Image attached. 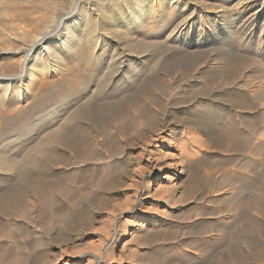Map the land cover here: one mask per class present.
<instances>
[{
  "label": "rangeland",
  "instance_id": "1",
  "mask_svg": "<svg viewBox=\"0 0 264 264\" xmlns=\"http://www.w3.org/2000/svg\"><path fill=\"white\" fill-rule=\"evenodd\" d=\"M78 1L0 0V75ZM82 1L75 46L59 55V33L25 99L0 95V264H264V102L246 91L261 81L264 12L241 44L260 2L241 18L244 0H163L133 23L147 0ZM187 18L182 40L158 37ZM206 100L243 112L240 139L195 112Z\"/></svg>",
  "mask_w": 264,
  "mask_h": 264
},
{
  "label": "bare ground",
  "instance_id": "2",
  "mask_svg": "<svg viewBox=\"0 0 264 264\" xmlns=\"http://www.w3.org/2000/svg\"><path fill=\"white\" fill-rule=\"evenodd\" d=\"M163 0H147L145 1V3H143L142 5H139L136 7V10L133 11V16H132V21L133 23H140L144 17H146V13L152 11V10H157L158 7H161L160 4H158L159 2L161 3ZM85 2V1H84ZM134 2V1H133ZM254 2H260V9L258 12L250 15L247 19H245L243 21V34H247V38L246 36L242 39L241 41V44L242 45H246L248 44L250 41H249V38H250V35L252 36L253 32L257 29V21H258V18H259V15L261 13L264 12V0H244L242 1L239 6H236L238 7L235 12H234V15L236 14V16H239V17H244V16H247L250 14V10H251V4L254 3ZM75 8L72 9V11L70 13H68L65 18L55 27H50L49 30L43 34V35H40L39 37L36 38L35 40V44L34 46L29 49L25 54L24 56L22 57V60L20 62V70L18 72L17 75H0V95L3 96H10L12 95L13 98H18L20 100H24L25 97L30 93V90L32 87H34L36 84H38V81L39 79L41 78L40 76H45L44 74L45 73H48L47 71L51 70L52 67V63L50 64V61L52 59V57H54L55 55V51L51 50V47L49 46L51 42H54L53 38L58 35L59 33H61V39L59 40L60 42V47L58 48V54L59 55H62V53L64 52H67L68 49L70 48H73L75 46V44L72 42L74 40L71 39V36H73L74 34H71V33H75L79 27V25H82L83 23V15L81 14V11L83 9V1L82 0H79L77 3H75ZM173 4V3H172ZM237 5V4H236ZM259 5V4H258ZM235 9V8H234ZM231 10V9H230ZM233 10V9H232ZM228 11V9L226 10ZM132 13V12H131ZM226 13V12H224ZM228 13V12H227ZM232 13V11H231ZM230 13V14H231ZM224 17H225V14H223ZM229 15V14H228ZM227 15V16H228ZM232 15V14H231ZM229 17V16H228ZM190 18V17H188ZM187 18V19H188ZM192 18V17H191ZM227 18V17H226ZM231 18V17H230ZM234 18V17H233ZM232 18V19H233ZM237 18V17H236ZM112 19V18H111ZM238 19V18H237ZM68 21L69 23L68 24H65V22ZM264 25V24H263ZM71 26V28H70ZM73 26V27H72ZM191 29V21L190 19L182 22L180 25L174 27L171 31L170 30H167V31H163V32H160L159 33V36L158 37H161V39H163V42H170V41H176V40H179L182 38H184V36L187 34L188 30ZM242 32V31H241ZM264 32V27H262L261 29V33ZM232 34V33H231ZM234 36V35H233ZM261 36V34H260ZM241 38H242V35H241ZM75 39V38H74ZM155 40V39H154ZM105 41V40H104ZM237 41V40H236ZM154 42V41H153ZM152 42V43H153ZM157 42V41H155ZM159 42V41H158ZM228 42V41H227ZM222 43V42H221ZM169 44V43H168ZM172 44V43H171ZM234 44V43H233ZM160 45V43H159ZM158 45V46H159ZM165 45V44H164ZM240 45V44H239ZM251 45V44H250ZM162 46V45H161ZM230 46V45H229ZM233 47V46H232ZM246 47V46H245ZM259 49H260V46H258ZM40 48L39 51H37V49ZM183 48V46H182ZM236 48V47H234ZM233 48V50H234ZM257 47H255L256 49ZM57 49V48H56ZM55 49V50H56ZM242 49V48H241ZM240 49V50H241ZM245 49V48H244ZM253 49V48H251ZM258 49V50H259ZM182 50V49H181ZM232 50V49H231ZM257 50V51H258ZM70 51V50H69ZM216 51H218L216 49ZM256 51V52H257ZM183 52V51H182ZM245 52V51H244ZM248 52V51H247ZM192 53V52H191ZM195 53V52H194ZM200 53V52H199ZM214 53V52H213ZM220 53V51L218 52ZM239 53V52H238ZM255 53V52H254ZM189 54V53H187ZM241 54V53H239ZM257 54V53H256ZM181 55H183L181 53ZM213 55V54H212ZM221 55V54H219ZM230 55V54H229ZM234 55V54H233ZM57 56V55H56ZM192 56V55H191ZM222 56V55H221ZM59 58V56H57ZM184 57V56H183ZM238 57V56H237ZM235 57V59L237 58ZM243 57V56H242ZM247 57V55H246ZM258 57V56H257ZM61 58V57H60ZM209 58V57H208ZM222 58V57H220ZM224 58V56H223ZM222 58V59H223ZM216 59H219L218 57ZM241 59V58H240ZM263 59V58H262ZM55 60V58H54ZM58 61V59H56ZM60 60V59H59ZM63 60V59H62ZM190 60V59H189ZM250 60V59H249ZM212 61V60H211ZM221 61V60H220ZM225 61H228L226 63H228L229 65L231 64L229 58H226ZM241 61V60H240ZM264 61V60H263ZM53 62V61H52ZM62 62V61H61ZM60 62V63H61ZM213 62H216V61H213ZM261 62V61H259ZM56 63V62H55ZM209 63V62H208ZM207 63V64H208ZM212 63V62H211ZM217 63H220L217 61ZM216 63V64H217ZM222 63V62H221ZM220 63V64H221ZM59 63H57L58 65ZM119 64V63H118ZM182 64V63H181ZM184 64V63H183ZM225 64V63H223ZM245 64V63H244ZM250 64V63H249ZM247 64V65H249ZM253 64V63H252ZM60 65V64H59ZM160 65V64H159ZM239 65V64H238ZM237 65V66H238ZM243 65V64H242ZM241 65V66H242ZM251 65V64H250ZM209 66V65H208ZM207 66V67H208ZM212 66V64H211ZM219 66V65H218ZM227 66V64H226ZM231 66V65H230ZM252 66V65H251ZM249 66V67H251ZM254 66V65H253ZM57 67V66H56ZM112 67V66H111ZM135 67V66H134ZM210 67V66H209ZM232 67V66H231ZM55 68V67H54ZM116 68V67H115ZM212 68V67H211ZM215 68V67H214ZM239 68V67H238ZM248 68V67H247ZM254 68V67H253ZM261 71V81H256V83L254 84H250L248 87V89L246 90L248 93L250 94H260V99L261 101L264 102V62L261 64V66L259 67ZM136 69V68H135ZM209 69V68H208ZM234 69V67L232 68ZM240 69V68H239ZM57 70V68H56ZM218 70V69H217ZM225 70V69H223ZM244 70V69H243ZM249 70V69H248ZM252 70V69H251ZM256 70V69H255ZM259 70V69H258ZM259 70V71H260ZM54 71V69H53ZM214 70H211L212 73ZM219 71V70H218ZM233 71V70H232ZM239 71V70H238ZM242 71V70H241ZM246 71V70H245ZM55 72V71H54ZM216 72V70H215ZM236 70H234V72L232 73H235ZM240 72V71H239ZM238 72V73H239ZM243 72V71H242ZM247 72V71H246ZM58 73V72H57ZM217 73V72H216ZM230 73V72H229ZM248 73V72H247ZM252 73V72H251ZM256 73V72H255ZM258 73V72H257ZM237 74V73H236ZM241 74V73H240ZM246 74V73H245ZM229 75V74H228ZM211 76V75H210ZM230 76V75H229ZM228 76V77H229ZM249 76V75H248ZM253 76V75H252ZM110 77V76H109ZM115 78V76H113ZM209 77V76H208ZM225 77V76H224ZM227 77V76H226ZM255 77V76H254ZM45 78V77H44ZM112 78V77H111ZM113 78V79H114ZM242 78V77H241ZM245 78V77H244ZM113 79H110L112 80V82L110 81L109 83V86L107 85V88L105 89L107 93H110L112 95V97L110 98V101L108 98H104L103 100V104L106 105V106H117L118 105V94L116 95L115 93L118 91V88L116 86H112L113 84ZM249 79V77H248ZM252 79V78H250ZM254 79V78H253ZM258 79V78H256ZM107 80V78H106ZM227 80V79H225ZM247 80V79H245ZM41 81V80H40ZM109 81V80H108ZM108 81L106 83H108ZM229 81V80H228ZM232 81V80H230ZM237 81V80H236ZM243 81V80H242ZM251 81V80H249ZM253 81V80H252ZM50 82V81H49ZM226 82V81H225ZM239 82V81H238ZM241 82V81H240ZM242 83V82H241ZM247 84V82H246ZM106 85V84H105ZM230 85V84H229ZM235 85V84H234ZM245 85V84H244ZM120 86V85H119ZM14 87V88H13ZM104 87V86H103ZM40 88V87H39ZM246 88V87H245ZM102 89V88H101ZM230 89V88H229ZM238 89V88H237ZM122 90V89H121ZM126 90V89H125ZM129 90V89H128ZM127 91V90H126ZM130 91V90H129ZM10 92V94H9ZM32 92V91H31ZM130 93V92H129ZM154 93V91H153ZM156 93V92H155ZM162 93V92H161ZM249 94V96H250ZM155 95V94H154ZM157 95V94H156ZM108 96V94H107ZM123 96V95H122ZM160 96V95H159ZM236 96V94H235ZM239 96V95H238ZM257 96V95H256ZM1 97V96H0ZM1 97V98H2ZM103 97V96H102ZM146 97V96H145ZM234 97V96H233ZM237 97V96H236ZM162 98V97H161ZM242 98V97H241ZM244 98V97H243ZM250 98V97H249ZM247 98V99H249ZM6 98H4V101H5ZM8 99V98H7ZM145 99V98H144ZM232 99V97H231ZM236 99V98H235ZM140 100V99H139ZM148 100V99H147ZM161 100V99H159ZM234 100V99H233ZM252 100V99H251ZM256 100V99H255ZM143 101V100H142ZM6 102V101H5ZM136 102V100L134 101ZM140 102V101H139ZM235 102V101H233ZM244 102V101H243ZM247 101H245L246 103ZM250 102V101H249ZM262 102V103H263ZM228 104V103H227ZM238 104V103H237ZM240 104V103H239ZM247 104V103H246ZM255 104V103H254ZM257 104V103H256ZM252 105V104H251ZM21 106V104L19 105ZM247 106H249V104H247ZM245 106V107H247ZM253 106V105H252ZM256 107H259L256 105ZM240 108V107H239ZM193 109V108H192ZM15 110V109H14ZM11 112V111H10ZM195 112L196 113H200L201 116L205 117L207 119L206 123H208L207 125H209V128L211 129V127L214 125H218L217 122H220L222 120H225V125H226V128H227V131H229L231 137L232 136H237L239 134H241L242 132V126L245 124L244 123V117H243V112L242 113H239L237 111L234 110V108L232 106H226L224 104H221V103H217V102H214L213 101H209V100H206L204 101L201 105H199L198 107L195 108ZM257 112V111H256ZM255 112V113H256ZM15 113V112H14ZM195 114V113H194ZM243 114V115H242ZM257 114V113H256ZM260 114V113H259ZM69 115V114H68ZM100 115V114H99ZM103 115V114H102ZM198 115V114H197ZM263 115V114H262ZM97 116V115H96ZM120 116V115H119ZM245 116V115H244ZM261 116V115H260ZM194 117V116H193ZM200 117V116H199ZM247 117V116H246ZM259 118V117H258ZM262 118V116H261ZM63 119V118H62ZM119 120V119H118ZM249 120V119H248ZM246 120V122H250ZM59 121V120H58ZM73 125L74 123L77 124V120L76 121H72ZM71 123V124H72ZM122 123V122H121ZM125 123V122H124ZM260 123V122H259ZM258 123V124H259ZM79 124V123H78ZM264 125V124H262ZM224 126V124H223ZM222 126V127H223ZM217 127V126H216ZM264 127V126H263ZM262 127V128H263ZM56 128V127H55ZM220 128V127H219ZM245 128V127H244ZM52 129V128H51ZM80 130V129H79ZM220 130V129H219ZM72 131L71 128L70 130H68L67 128L66 129H62L61 130V134L62 135H67V134H72ZM211 131V130H210ZM214 131V129H213ZM221 131V130H220ZM226 131V132H227ZM54 132V131H52ZM57 132V129L55 131V133ZM225 132V131H224ZM233 132H235L236 134H234ZM58 133H59V130H58ZM57 134V133H56ZM225 134V133H224ZM249 134V132H248ZM58 135V134H57ZM71 136V135H70ZM213 136V135H212ZM249 136V135H248ZM251 136V135H250ZM263 136V134H262ZM51 137L52 134H51ZM58 138V137H57ZM240 139V137H238ZM262 138V137H261ZM70 139V138H69ZM65 140H66V137H65ZM64 140V141H65ZM47 141V140H46ZM67 141V140H66ZM65 141V142H66ZM261 141V140H260ZM47 144V142H46ZM240 145V144H239ZM45 146V145H43ZM47 147V146H46ZM44 147V148H46ZM52 147V146H51ZM50 148V147H49ZM233 148V147H231ZM198 149V148H197ZM40 150V149H39ZM46 150V149H45ZM49 150V149H47ZM46 150V151H47ZM192 150V149H191ZM50 151V150H49ZM197 151H200L199 149ZM1 152V151H0ZM182 152V151H181ZM191 152V151H190ZM10 153V152H9ZM43 153V152H42ZM50 153V152H49ZM192 153V152H191ZM196 153V152H195ZM10 155V154H9ZM8 155V156H9ZM13 155V154H12ZM11 155V156H12ZM15 155V154H14ZM44 155V154H43ZM192 155H196V154H181V158L183 159V161H186V162H194L192 159L193 156ZM3 157L1 159V165L2 166H5V167H10V164H13L15 163L14 160L15 159H12L13 156H12V160H10L9 157ZM16 156V155H15ZM17 160H15L18 164L19 160H18V157L16 158ZM35 163V162H34ZM20 164V162H19ZM14 166V164L12 165V167ZM20 167V166H18ZM1 168V167H0ZM7 168V169H9ZM6 170V168L4 169ZM20 170V169H19ZM13 171V170H12ZM16 171V170H15ZM14 171V172H15ZM0 172H2V170H0ZM17 172V171H16ZM15 172V173H16ZM33 172V171H32ZM4 173V172H2ZM40 173V172H39ZM6 173H4L5 175ZM10 174V173H9ZM24 174V173H23ZM12 175V174H10ZM31 175V174H30ZM30 175H28V177H30ZM37 175V173H36ZM8 176V175H7ZM13 176V175H12ZM15 176V175H14ZM39 176V175H38ZM9 177V176H8ZM7 177V178H8ZM22 177H25V176H22ZM35 177V176H34ZM33 177V178H34ZM39 178V177H37ZM162 176H161V172L158 171V176H157V179H161ZM15 180V178H13ZM11 180V179H9ZM17 181V180H16ZM21 181V180H20ZM17 183V182H16ZM1 187V185H0ZM1 191V189H0ZM3 191V190H2ZM5 191H3L4 193ZM5 194V193H4ZM2 195V194H0ZM64 217V216H63Z\"/></svg>",
  "mask_w": 264,
  "mask_h": 264
}]
</instances>
